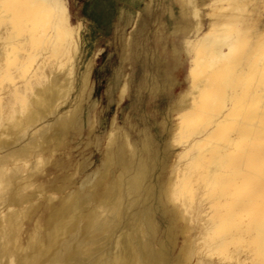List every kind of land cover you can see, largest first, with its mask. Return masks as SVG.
Segmentation results:
<instances>
[{
    "label": "bare ground",
    "instance_id": "6f19581e",
    "mask_svg": "<svg viewBox=\"0 0 264 264\" xmlns=\"http://www.w3.org/2000/svg\"><path fill=\"white\" fill-rule=\"evenodd\" d=\"M72 10L0 0V264H264V0H120L106 108L129 97L136 117L49 183L106 109Z\"/></svg>",
    "mask_w": 264,
    "mask_h": 264
},
{
    "label": "rangeland",
    "instance_id": "374dc122",
    "mask_svg": "<svg viewBox=\"0 0 264 264\" xmlns=\"http://www.w3.org/2000/svg\"><path fill=\"white\" fill-rule=\"evenodd\" d=\"M116 3L120 4V0H69L70 9L71 10L73 9L71 11L72 19L75 20L77 17H80L82 18L83 23L85 25L81 30L83 55L82 58L79 59L81 60L79 66H82L83 63L88 58H90V56L92 57L94 54L92 75H91V80L92 82H94V90L91 98L96 99V107H95L96 110H102L103 108H106L107 102L105 97V88L107 84V78L110 75L111 65L115 63V61L117 60V55L115 54L116 49L114 42L111 43L109 41V39H111L112 37V29L109 26V23L113 14L116 13V5H117ZM184 72H185V64H183L178 69L177 77L179 79V84L175 86V90H174L175 92L180 89L181 85L185 84V81L183 79L185 74ZM98 99L100 100L98 101ZM117 105L118 104L114 102L110 104L109 107L104 109V111H102L103 119L101 120L100 124H97V127L94 129L93 132L91 133L89 132V127L85 122L80 134L71 135L69 141L70 148L68 149L69 153L66 154L63 152L60 153L58 152L56 154V158H57L56 160L58 161V165L51 166V164H48L45 166V170L41 174L42 176L40 175L43 181H48L49 183L52 182L59 183L61 179H63V177L66 176V174L71 172V170L74 168L76 163H79V161L80 163H82V161L86 163L84 169L85 172L94 168L99 163V160L103 155V149H104V145H102V142L103 144H105L104 136L102 132L107 126L109 119L112 117V114L114 115L115 113L118 112L117 113L118 121L121 122L125 113L130 110V98L126 97L124 102H122L120 106ZM161 105L162 104L160 103L158 107H160ZM85 106L86 107L84 110V114H85L84 118H86L85 116H87L89 109L87 103L85 104ZM147 107L148 109L151 108L149 106ZM130 112L134 117H136L135 110H130ZM157 115L159 116V113ZM158 129H159L158 124H156V126H154V130L159 131ZM95 134H98L100 138L99 147H96L93 142L90 143V139L94 140L96 138ZM84 171L82 170L81 173H84ZM55 175L57 179L54 178ZM74 177L76 178L77 181L80 178V174L79 175L76 174L74 175ZM40 213L42 215L46 213V209L43 205L40 207L39 214ZM159 222L161 229L163 230L166 225V222L164 219H161V221ZM30 224L31 222H27L26 227H28V225ZM180 240H182V237L178 235L177 246L181 243Z\"/></svg>",
    "mask_w": 264,
    "mask_h": 264
}]
</instances>
